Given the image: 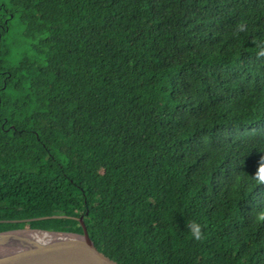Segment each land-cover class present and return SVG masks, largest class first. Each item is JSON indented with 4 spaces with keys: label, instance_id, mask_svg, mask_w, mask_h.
Instances as JSON below:
<instances>
[{
    "label": "trees",
    "instance_id": "obj_1",
    "mask_svg": "<svg viewBox=\"0 0 264 264\" xmlns=\"http://www.w3.org/2000/svg\"><path fill=\"white\" fill-rule=\"evenodd\" d=\"M259 46L264 0H0V233L264 264Z\"/></svg>",
    "mask_w": 264,
    "mask_h": 264
},
{
    "label": "water",
    "instance_id": "obj_2",
    "mask_svg": "<svg viewBox=\"0 0 264 264\" xmlns=\"http://www.w3.org/2000/svg\"><path fill=\"white\" fill-rule=\"evenodd\" d=\"M80 221L83 232L22 229L0 233V264H119L97 249L84 217Z\"/></svg>",
    "mask_w": 264,
    "mask_h": 264
},
{
    "label": "clouds",
    "instance_id": "obj_3",
    "mask_svg": "<svg viewBox=\"0 0 264 264\" xmlns=\"http://www.w3.org/2000/svg\"><path fill=\"white\" fill-rule=\"evenodd\" d=\"M239 31L244 30V25L241 24L238 26ZM257 56H264V46H259L256 51ZM258 184H264V156L260 158L258 161L257 170L254 175H252ZM257 221L264 223V211H261L257 214ZM191 237L195 240H199L202 238V226L196 221H189L186 225Z\"/></svg>",
    "mask_w": 264,
    "mask_h": 264
}]
</instances>
